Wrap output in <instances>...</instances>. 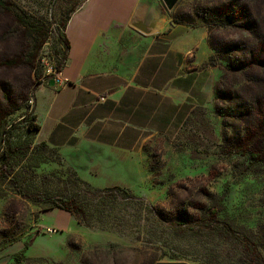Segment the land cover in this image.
<instances>
[{
  "label": "rangeland",
  "instance_id": "obj_1",
  "mask_svg": "<svg viewBox=\"0 0 264 264\" xmlns=\"http://www.w3.org/2000/svg\"><path fill=\"white\" fill-rule=\"evenodd\" d=\"M3 1L9 8L0 9V109L12 111L10 123L34 112L36 88L58 72L65 49L62 37L67 36L72 11L87 0ZM212 1L177 0L166 12L174 22L179 21L178 15L188 14L192 21L187 23L206 26L209 32L208 21L195 11ZM242 1L249 3L252 18L264 28V0ZM243 29L228 25L214 37H226L233 43L238 36L243 38ZM214 52L223 76L227 61L220 57L227 59L232 54ZM222 76L218 85L222 96L217 92L211 108L198 109L175 139L163 138L148 145L147 179L135 171H82L94 186L127 184L125 187L162 209L171 222L160 229V240L133 242L130 235L80 225L69 213L57 216L56 210L10 192L0 198V260L5 264H241L246 236L244 231L232 230L233 225L247 228L252 248L258 242L264 247V161L252 160L249 153L258 110L256 103L246 106L253 94L264 92V67L248 73L227 71L223 85ZM249 127L252 131L248 133ZM262 146L264 142L253 144L258 150ZM65 168L52 161L39 172ZM220 196L225 198L232 231L225 236L211 230V222H202L204 212ZM190 204L194 208L187 206ZM183 211L193 214L189 229L173 216ZM173 232L178 238L167 240ZM26 244L29 259L17 263L14 257ZM174 255L179 259L170 258Z\"/></svg>",
  "mask_w": 264,
  "mask_h": 264
},
{
  "label": "crops",
  "instance_id": "obj_2",
  "mask_svg": "<svg viewBox=\"0 0 264 264\" xmlns=\"http://www.w3.org/2000/svg\"><path fill=\"white\" fill-rule=\"evenodd\" d=\"M166 8L164 0H87L68 20L67 61L36 88L34 112L37 140L84 179L82 171L147 179L148 145L175 139L214 105L222 69L210 61L208 28L171 21Z\"/></svg>",
  "mask_w": 264,
  "mask_h": 264
},
{
  "label": "trees",
  "instance_id": "obj_3",
  "mask_svg": "<svg viewBox=\"0 0 264 264\" xmlns=\"http://www.w3.org/2000/svg\"><path fill=\"white\" fill-rule=\"evenodd\" d=\"M8 8L7 3L0 0V9ZM251 12L249 3L242 0H213L204 6L201 5L195 11L197 16L208 21L209 43L212 48L219 52L220 56L229 51L232 54L227 59L220 57L221 60L227 61L228 72L244 71L248 73L254 67H264V28L259 24L257 18H252ZM177 17L178 22L192 21L191 16L185 13ZM228 25L238 29L244 28L243 38L238 36L237 41L229 43L226 41V37H214L221 32V28ZM27 27L25 25V28ZM62 42L65 49L62 52L58 71L66 63L70 49L67 36L62 37ZM235 52L238 53L235 55ZM210 61L213 65L219 64L215 55L211 57ZM227 71L224 70L222 85ZM217 92L221 97V87H218ZM252 103L257 104L258 114L249 153L252 160L264 161V148L258 150L253 147L254 142H264V92H260L258 95L253 94L246 106L248 107ZM10 114L12 111L2 112L0 109V137L2 140L0 147V198L14 192L36 204L46 205L48 210L58 208L70 212L80 225L130 235L133 242L149 243L154 238L161 239L160 232L163 226L171 222V218L166 217L162 209L129 187L92 185L83 179L73 167L64 163L58 149L52 148L46 141L37 140V133L40 131L41 125L35 112L26 113L22 119L9 123L8 116ZM17 129L19 133L15 135L14 132ZM246 131L251 132L252 127L247 128ZM52 161H56L62 166L66 165V168L39 172L43 164ZM224 200V196L215 198L213 206L204 212L206 216L202 218V222H211V230L220 236L231 233V228L238 232L244 231L246 239L244 240L241 264H264L263 244L258 242L252 248L246 227L233 225L230 228L227 220L229 215ZM187 206L194 208L193 204ZM173 216L176 220L186 224L188 229L191 228L193 214L189 211L175 212ZM177 238L175 232L166 237L167 240L172 241ZM28 246L26 244L24 249L14 257L17 263L29 259L25 254ZM170 258L179 259L175 255Z\"/></svg>",
  "mask_w": 264,
  "mask_h": 264
},
{
  "label": "water",
  "instance_id": "obj_4",
  "mask_svg": "<svg viewBox=\"0 0 264 264\" xmlns=\"http://www.w3.org/2000/svg\"><path fill=\"white\" fill-rule=\"evenodd\" d=\"M166 3V6L169 10L173 8V6L176 4L177 0H164ZM181 262H160L157 264H180ZM184 264V263H183Z\"/></svg>",
  "mask_w": 264,
  "mask_h": 264
},
{
  "label": "built area",
  "instance_id": "obj_5",
  "mask_svg": "<svg viewBox=\"0 0 264 264\" xmlns=\"http://www.w3.org/2000/svg\"><path fill=\"white\" fill-rule=\"evenodd\" d=\"M54 74H56V73H54ZM62 83H64V84L68 83V79H63V82Z\"/></svg>",
  "mask_w": 264,
  "mask_h": 264
},
{
  "label": "bare ground",
  "instance_id": "obj_6",
  "mask_svg": "<svg viewBox=\"0 0 264 264\" xmlns=\"http://www.w3.org/2000/svg\"><path fill=\"white\" fill-rule=\"evenodd\" d=\"M180 264H183V263H180Z\"/></svg>",
  "mask_w": 264,
  "mask_h": 264
}]
</instances>
